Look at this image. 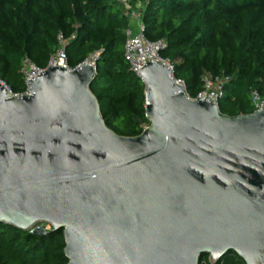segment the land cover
<instances>
[{
    "label": "water",
    "instance_id": "95a60500",
    "mask_svg": "<svg viewBox=\"0 0 264 264\" xmlns=\"http://www.w3.org/2000/svg\"><path fill=\"white\" fill-rule=\"evenodd\" d=\"M94 77L85 59L46 66L28 93L0 87V225L60 230L66 264H264V110L222 116L150 60L148 125L120 136Z\"/></svg>",
    "mask_w": 264,
    "mask_h": 264
},
{
    "label": "trees",
    "instance_id": "16d2710c",
    "mask_svg": "<svg viewBox=\"0 0 264 264\" xmlns=\"http://www.w3.org/2000/svg\"><path fill=\"white\" fill-rule=\"evenodd\" d=\"M141 4L148 42L163 41L159 56L195 99L202 78L227 76L217 100L220 115L253 112L252 91L264 97V0H130ZM127 19L113 0H0V80L12 95L24 92V58L45 68L63 42L72 69L94 53L90 91L107 128L136 136L148 125L144 85L123 57ZM61 231L33 235L0 225V264H66ZM209 264L206 256L198 264ZM213 264H244L228 252Z\"/></svg>",
    "mask_w": 264,
    "mask_h": 264
},
{
    "label": "built area",
    "instance_id": "2783aa9c",
    "mask_svg": "<svg viewBox=\"0 0 264 264\" xmlns=\"http://www.w3.org/2000/svg\"><path fill=\"white\" fill-rule=\"evenodd\" d=\"M121 9L123 16L127 19V25L124 29L123 57L129 65V70L139 77V70L148 61H155L166 66L172 75V64L166 58L159 56V52L165 48L163 41L148 42L143 37V26L140 21L141 4L138 2L131 3L130 0H113ZM59 48L50 56L47 66H58L70 69L66 65V58L63 49V42L58 38ZM97 53L89 58V62L94 66ZM45 68H38L26 58L22 61L20 73L24 85V92L28 93L27 86L29 81L41 74ZM229 81L227 76L212 77L205 75L202 78V90L196 98H206L209 102L217 104V100L221 97L222 87ZM182 85V83H180ZM0 87H3L11 96L8 87L0 80ZM183 87V85H182ZM184 91V88H183ZM22 93V94H23ZM185 93V92H184ZM186 95V94H185ZM187 96V95H186ZM188 97V96H187ZM195 98V99H196ZM250 101L254 111L264 110V97L257 92L252 91ZM201 264H204L203 262Z\"/></svg>",
    "mask_w": 264,
    "mask_h": 264
},
{
    "label": "rangeland",
    "instance_id": "374dc122",
    "mask_svg": "<svg viewBox=\"0 0 264 264\" xmlns=\"http://www.w3.org/2000/svg\"><path fill=\"white\" fill-rule=\"evenodd\" d=\"M43 227H44V228H46V229H48V226H47V225H45V224H43Z\"/></svg>",
    "mask_w": 264,
    "mask_h": 264
}]
</instances>
